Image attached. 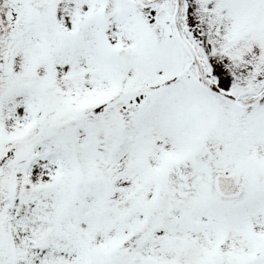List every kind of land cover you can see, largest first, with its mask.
<instances>
[{"label": "snow or ice", "instance_id": "snow-or-ice-1", "mask_svg": "<svg viewBox=\"0 0 264 264\" xmlns=\"http://www.w3.org/2000/svg\"><path fill=\"white\" fill-rule=\"evenodd\" d=\"M0 264H264V0H0Z\"/></svg>", "mask_w": 264, "mask_h": 264}]
</instances>
